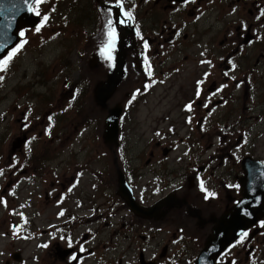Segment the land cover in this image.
Wrapping results in <instances>:
<instances>
[{
    "label": "flooded vegetation",
    "instance_id": "obj_1",
    "mask_svg": "<svg viewBox=\"0 0 264 264\" xmlns=\"http://www.w3.org/2000/svg\"><path fill=\"white\" fill-rule=\"evenodd\" d=\"M98 1L103 37L96 33L98 43L87 44L94 48L93 98L108 112L104 127L99 120L96 145L76 144L78 132L96 118L79 120L71 135L72 124L57 127L50 101V122L42 131L50 144L29 153L28 132L16 136L27 133L28 139L11 145L15 166L0 161V264H196L216 219L242 196L243 159L264 162L255 152L264 140V0H123L122 8L118 0ZM125 11L134 19L124 17ZM110 18L116 28L111 49L106 35ZM90 50L82 51L80 61ZM123 52L126 74L103 105L97 88L118 77L114 70ZM190 59L197 99L181 101L182 112L162 113L152 131L164 145L157 141L150 149L155 141L146 140L139 150V141L126 140L123 126L126 121L133 126L136 117L141 122L139 109L147 104L141 105L142 100L170 84ZM66 69L75 68L68 62ZM75 75L64 112L74 108L80 116L89 100L86 94L80 98L79 87L93 81L87 74ZM128 81L142 85L119 104V133L110 141L106 119L116 104L110 107L109 100ZM60 140L63 146L54 145ZM227 148L245 151L234 161L242 171L227 164ZM53 201L55 215L40 226L39 207ZM191 226L200 234L208 227L204 242L190 233ZM30 243H36L31 253ZM216 264H264V218L228 245Z\"/></svg>",
    "mask_w": 264,
    "mask_h": 264
},
{
    "label": "rangeland",
    "instance_id": "obj_2",
    "mask_svg": "<svg viewBox=\"0 0 264 264\" xmlns=\"http://www.w3.org/2000/svg\"><path fill=\"white\" fill-rule=\"evenodd\" d=\"M99 4L100 2L96 0ZM95 0H43L40 5H35V9L40 12L42 17L41 23L34 29L24 30L22 47L18 53L8 62L7 67L0 71V161H11V166H15L17 161L16 156L10 159L11 145L16 136L23 132H28L30 141L27 145V152H32L33 148L40 150L48 143L45 133L42 134L49 122L52 114L50 106L56 107L57 112L55 118L58 123L57 127L64 128V124H72L70 134L77 133L75 124L79 120L90 121L87 125L78 132L79 137L76 138V144L84 140V143L91 146L96 145V126L99 120H102L104 127L105 118L108 114L107 110L97 107L94 100V87L97 81L96 68L93 64V49L92 44H87L92 41L93 44L98 43L94 37L96 33H100L103 37L101 26L104 24V19L98 12V3ZM48 16V20L43 21L44 16ZM40 31H36L37 28ZM94 30V33H93ZM91 48L90 52L80 61V55L84 49ZM70 62L74 70L66 69V64ZM56 65L57 70L53 67ZM195 62L190 59L185 66L181 67V72L176 74L171 80V83L165 86H158L151 90V93L146 95L142 100L146 105H142L139 109L142 110L138 115L141 122H137V117L133 120L134 124L126 121L123 130L126 134V140L139 141L138 149L144 147L146 140L149 142L155 141L150 149H155L157 141H161V137H156L152 129L159 123V118H163L162 113L182 112L181 101L189 100L194 96V79L197 75L194 74ZM77 71V72H76ZM87 74L93 82L86 81L83 86H80V98L84 94L88 96L87 107L84 114L80 115L74 108L64 112V108H68L67 101L71 97L72 81L76 80L75 74ZM68 78L71 81H66ZM68 83V84H66ZM142 82L128 81L117 90L114 96L109 100V106L113 107L122 104L128 93L133 88H139ZM197 99V97L193 98ZM184 112H186L184 110ZM239 113H244L240 108ZM63 113V114H62ZM65 113V114H64ZM131 113V112H130ZM127 116V120L130 116ZM248 113L247 115H252ZM87 118H84V116ZM254 120V117H253ZM235 120H231L234 122ZM24 124L21 127V124ZM136 130V133L133 131ZM264 130V126H263ZM143 131L147 133L143 134ZM241 131H237L234 136L238 139ZM27 134V133H26ZM235 141V139H234ZM100 144H103L101 140ZM50 144V143H48ZM64 140L54 143L56 146H63ZM259 149L255 152L264 157V140L258 144ZM149 149V150H150ZM147 152L149 156V151ZM261 151V152H260ZM245 151L239 148H227V164L232 168L234 161L242 157ZM39 159H37L38 161ZM102 160V158H100ZM141 161H137L140 164ZM228 168V169H231ZM233 171H242L239 165L232 168ZM241 174V173H240ZM240 174L238 176H240ZM115 178V177H114ZM43 192V188H40ZM194 192V191H193ZM196 195V194H194ZM192 197V193H189ZM201 197V196H199ZM40 199H44L40 196ZM47 204L48 201H41ZM40 213L37 218V223L40 226L46 227L51 218L55 215L57 207L54 206V201L46 207H39ZM174 229V228H173ZM205 231L200 232L190 227V233L204 242ZM40 241H43L41 239ZM30 247L28 250L31 253L36 247V243L27 244ZM198 248H195L191 253H196ZM35 251V250H34ZM28 254L25 257H28Z\"/></svg>",
    "mask_w": 264,
    "mask_h": 264
},
{
    "label": "water",
    "instance_id": "obj_3",
    "mask_svg": "<svg viewBox=\"0 0 264 264\" xmlns=\"http://www.w3.org/2000/svg\"><path fill=\"white\" fill-rule=\"evenodd\" d=\"M35 0H0V60L21 41V30L34 28L41 21L40 15L32 10ZM124 52L120 54L114 74L97 88V100L106 105L107 100L126 74ZM120 105L111 108L106 119V139L112 141L119 133ZM25 136L16 146L23 145ZM244 174L240 178L242 198L236 205L216 219L212 234L199 254L196 264H216V259L237 237L264 217V163L253 157H245L242 164Z\"/></svg>",
    "mask_w": 264,
    "mask_h": 264
},
{
    "label": "snow or ice",
    "instance_id": "obj_4",
    "mask_svg": "<svg viewBox=\"0 0 264 264\" xmlns=\"http://www.w3.org/2000/svg\"><path fill=\"white\" fill-rule=\"evenodd\" d=\"M36 4L37 5H40L41 3H43V0H35ZM118 6L119 7H123V0H118ZM36 15H40V12L36 9H32ZM109 13H111V8H109ZM123 16L126 17L129 21L133 20L134 17L132 16V13L130 11H125L123 12ZM48 20V16H44L43 17V21H47ZM119 23L123 24L125 23V20L124 19H121L119 21ZM108 31L106 33V35L109 37V41H108V45L107 47L109 49H111L113 46H114V43H115V37H116V28H115V21L114 19L110 18L107 22V25H106ZM36 31H40V28L38 27L36 29ZM21 36H24V33L21 32L20 33ZM23 45L20 44L18 45L16 48L12 49V51L9 52L8 56L4 59V60H0V70L4 69L7 67L8 65V62L13 58V56L20 50V48L22 47ZM147 43L145 42V48H147ZM108 59H111V55H109L107 57ZM149 75H151V73H149ZM0 79H2V77H0ZM135 98V96L133 97V99ZM189 109H191V105H188L187 106ZM202 189H203V184L201 185ZM209 196L211 195H215L214 193H208ZM207 198V197H206ZM62 214V213H61ZM244 235H247V233H244ZM47 245H45L46 247Z\"/></svg>",
    "mask_w": 264,
    "mask_h": 264
}]
</instances>
